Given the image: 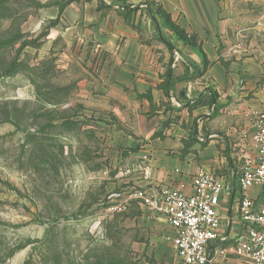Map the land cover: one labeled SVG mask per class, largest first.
<instances>
[{
	"label": "crops",
	"instance_id": "1",
	"mask_svg": "<svg viewBox=\"0 0 264 264\" xmlns=\"http://www.w3.org/2000/svg\"><path fill=\"white\" fill-rule=\"evenodd\" d=\"M186 1L163 0L156 8L148 0H97L95 8L64 9L52 14L54 25L34 50L36 61L62 77L51 89L65 99L48 104L63 113L52 120L64 131L63 148L79 144L69 156H96L107 205L129 202L109 221L125 233L133 256L148 264H179L172 226L133 195H160L204 172L224 185L218 212L225 240L214 247L227 255L215 264H251L234 249L246 231L240 179L247 161L258 156L251 137L255 116L264 111V63L230 57L214 31L199 26ZM158 9L189 36L199 34L197 47L180 40ZM153 15L172 48L160 39ZM190 61L202 69L207 61L201 77L192 78ZM29 83L36 86L33 79ZM246 195L259 207V186Z\"/></svg>",
	"mask_w": 264,
	"mask_h": 264
},
{
	"label": "rangeland",
	"instance_id": "2",
	"mask_svg": "<svg viewBox=\"0 0 264 264\" xmlns=\"http://www.w3.org/2000/svg\"><path fill=\"white\" fill-rule=\"evenodd\" d=\"M96 2L0 0V264H148L111 226L96 156H69L79 144L63 148L64 131L52 125L63 113L48 104L65 99L51 89L62 77L45 61L37 65L34 52L54 25L52 14ZM184 4L230 57L264 63V0ZM190 36L199 42V34Z\"/></svg>",
	"mask_w": 264,
	"mask_h": 264
},
{
	"label": "built area",
	"instance_id": "3",
	"mask_svg": "<svg viewBox=\"0 0 264 264\" xmlns=\"http://www.w3.org/2000/svg\"><path fill=\"white\" fill-rule=\"evenodd\" d=\"M163 0H148L150 6H158ZM252 144L258 154L256 161L248 160L242 172L240 186L243 192L239 203L242 221L246 224L244 236L237 242L235 254L251 264H264V111L255 116ZM148 175L149 171L146 169ZM190 187L191 194L187 193ZM261 188L260 205L246 195L253 187ZM224 185L211 174L200 172L191 184L180 183L177 188L161 193L148 194L138 190L133 199L154 216H163L174 230L173 246L179 264H215L227 255V249L214 247L222 227L218 212ZM128 201L112 204L111 214H123L128 210Z\"/></svg>",
	"mask_w": 264,
	"mask_h": 264
},
{
	"label": "trees",
	"instance_id": "4",
	"mask_svg": "<svg viewBox=\"0 0 264 264\" xmlns=\"http://www.w3.org/2000/svg\"><path fill=\"white\" fill-rule=\"evenodd\" d=\"M156 14L160 17V19L162 21H164L174 32L175 34L180 38V40H182L184 43L192 46V47H197V43L196 41L194 40V38H192L191 36H189L185 30H183L182 28H180L179 26H177L176 24H174L171 20V17L169 15H166L165 12H163V10L161 9H158ZM153 18L154 20L156 21V26H157V30H158V34L160 36V39L167 43L168 46L170 48H172L171 44L169 43V41L162 35L161 31H160V28H159V23H158V20L155 18V16L153 15ZM202 52V51H200ZM204 56V60H205V55ZM192 67L195 69V74L192 78H199L201 77L204 72L206 71V66H207V61H204V66H203V69L198 66L196 63L190 61L189 62ZM166 92H167V89L165 88Z\"/></svg>",
	"mask_w": 264,
	"mask_h": 264
}]
</instances>
